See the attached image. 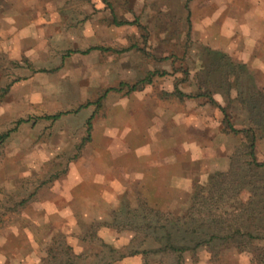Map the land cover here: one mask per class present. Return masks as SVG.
Returning a JSON list of instances; mask_svg holds the SVG:
<instances>
[{
    "label": "rangeland",
    "instance_id": "374dc122",
    "mask_svg": "<svg viewBox=\"0 0 264 264\" xmlns=\"http://www.w3.org/2000/svg\"><path fill=\"white\" fill-rule=\"evenodd\" d=\"M95 45L111 50L63 57ZM216 52L245 64L244 85L264 92V0H0V87L13 83L0 98V131L20 117L68 112L23 123L0 147V264H145L140 255L118 258L155 242L139 247L141 238L132 242L116 221L137 208L139 196L183 211L241 143L204 98L164 96L177 82L186 90L210 82L226 104L218 73L204 69ZM149 70L166 74L129 94L109 91L99 108L82 106ZM230 109L239 124L244 110L236 101ZM91 115L92 139L74 157ZM257 158L264 159V139ZM216 256L201 250L186 263L252 264L232 245Z\"/></svg>",
    "mask_w": 264,
    "mask_h": 264
},
{
    "label": "trees",
    "instance_id": "16d2710c",
    "mask_svg": "<svg viewBox=\"0 0 264 264\" xmlns=\"http://www.w3.org/2000/svg\"><path fill=\"white\" fill-rule=\"evenodd\" d=\"M186 6L188 8V5ZM187 20L190 25L189 8ZM115 23L124 25L133 22L115 20ZM94 50L109 51L111 48L95 45L85 50H67L63 57L76 52L86 54ZM124 50L126 49L120 51ZM216 53L218 59L204 69L208 76L211 73H218L219 85L224 90L226 104L223 105L214 97L215 90L210 82L206 87L198 86L194 90H186L177 82L170 91L164 92V96L179 101L204 98L206 103L220 111L222 130L233 135H240L241 143L230 153L225 169L212 173L205 183L195 188L189 205L183 211L176 214L163 211L149 205L142 196H139L137 208L128 210L125 220L116 222L121 229L132 232V242L141 238L139 247L148 240L154 241L155 245L132 248L120 254L118 259L140 255L147 264V260L155 256L159 257L157 264H187L188 255L194 259L199 251L206 250L210 258L214 260L220 247L232 245L239 252L247 254L252 264H264V159L257 158L259 142L264 139V92L244 85L243 80L249 76L245 64L233 61L225 53ZM39 71L51 72L52 70ZM188 73L189 71L186 70L184 74L188 76ZM165 74V70H149L135 82L120 81L117 86L105 89L96 100L82 106L94 104L96 108H99L109 91L129 94L141 89L145 84H150L155 76ZM12 84L10 82L0 87V98L9 91ZM233 92L234 96H232ZM235 101L244 110L239 124L234 123L230 109ZM67 113V111H60L18 118L12 128L0 131V147L23 123H36L39 120L54 122ZM92 120L93 115L86 120L85 135L79 142L76 148L77 154L74 157H77L80 150L92 139ZM30 197L32 196L24 197L16 202L13 210L25 206ZM59 243H61V251L72 252V246L69 243ZM54 250L56 248L52 246L47 248L48 255H51ZM52 256L54 258L55 254L53 253ZM73 256L78 255L73 254ZM111 261L103 264H110ZM58 264L75 263L72 259L66 258L64 261L59 260Z\"/></svg>",
    "mask_w": 264,
    "mask_h": 264
}]
</instances>
